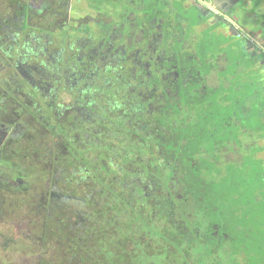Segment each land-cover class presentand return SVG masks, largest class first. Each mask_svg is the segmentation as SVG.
<instances>
[{
    "label": "flooded vegetation",
    "instance_id": "flooded-vegetation-1",
    "mask_svg": "<svg viewBox=\"0 0 264 264\" xmlns=\"http://www.w3.org/2000/svg\"><path fill=\"white\" fill-rule=\"evenodd\" d=\"M10 1L21 10L0 3V153L8 138L28 133L27 122L45 119V110L60 114L65 128L100 119L111 135L122 122L127 133L173 136L178 131L158 122L168 116L163 103L176 104L182 88L191 103L193 91L205 95L198 109L211 125L239 114L264 121V35L257 28L264 8L255 1L88 0L86 8L82 0ZM227 46L249 58L241 79L228 69L234 62ZM243 88L249 91L242 98L229 96ZM261 133L253 144L264 143ZM232 143L209 142L206 157L217 166L225 153L238 152ZM260 149L261 156L264 144Z\"/></svg>",
    "mask_w": 264,
    "mask_h": 264
},
{
    "label": "trees",
    "instance_id": "trees-1",
    "mask_svg": "<svg viewBox=\"0 0 264 264\" xmlns=\"http://www.w3.org/2000/svg\"><path fill=\"white\" fill-rule=\"evenodd\" d=\"M251 1L264 8V0L242 5ZM258 17L264 35V15ZM191 96L192 103L182 88L176 104L163 103L168 116L158 124L178 131L173 136H146L133 128L127 133L122 122L111 135V124L100 119L65 128L60 114L45 110V119L27 122L28 133L8 138L0 153L8 180L0 179V194L13 186L38 243L28 250L29 242H16V251L38 253L37 264H264L262 241L245 236L257 226V209L250 220L236 216L238 226L228 228L227 190L217 191L219 167L206 157L209 142L224 144L214 131L218 124L223 129V119L211 125L205 109H198L205 95L195 90ZM51 227L58 245L45 259ZM229 235L240 241H226Z\"/></svg>",
    "mask_w": 264,
    "mask_h": 264
},
{
    "label": "rangeland",
    "instance_id": "rangeland-1",
    "mask_svg": "<svg viewBox=\"0 0 264 264\" xmlns=\"http://www.w3.org/2000/svg\"><path fill=\"white\" fill-rule=\"evenodd\" d=\"M5 1V4H11L10 0ZM19 1L24 0H17V2ZM87 1L88 0L81 1L82 8L87 7ZM10 6L12 8L14 7V11L21 10L20 6ZM68 14L70 13L68 12ZM34 28L37 29L38 26ZM216 41L220 42L219 40ZM227 42L228 40H223L222 45H226ZM227 51L234 62L233 68L229 66L228 69H232L231 71H233L234 74H237L238 79H241L244 76L243 68L247 67L249 58L244 57L243 53H236L230 46H227ZM235 62H240V64L236 63L235 65ZM247 91H249L248 88L236 89L235 91L230 90L229 96H238V99H240L248 94L246 93ZM259 104V109H261L262 106H264V101ZM247 106L252 113H257L258 105L255 104L252 106L251 103H248ZM222 113L230 116V113ZM248 116L246 117L243 114H239L236 119H225L223 123H221L223 126L222 131L224 132H218L219 134L217 135L220 138H224V145L233 142V147L236 148L235 146L237 145L239 146V150L234 153H225L224 157L226 160L230 161L226 162V160L224 161L221 159L219 163L220 165L217 164L219 170L217 169L214 177L217 191L220 192V194H225L224 190H227L224 199L227 201L226 216L228 217V228L230 229L238 226L239 220L235 219L236 216V218L242 217L250 220V214L257 209V212L260 215L257 214L254 218V213L252 214V219L255 220V223L257 222V226L255 227V224H252L254 228L253 232L247 233L245 236L247 238H251L252 236L254 238L253 241L260 240L264 244V154L261 156L259 155V152L261 151L260 148L264 143L253 144V142H256L257 136L262 135L261 132L264 133V121H261L259 125H256ZM252 144L254 146L251 148ZM237 155H240V158L239 161L236 162L234 159L238 158ZM0 179L8 180L7 173L3 172L1 167ZM233 185H235V187L229 189ZM17 195L18 194L13 190L12 185H6L5 190L0 194L2 199L0 207L3 206L4 209L3 212H0V264H37L40 259L38 253L35 254L32 252L31 254H28L25 253L26 251L23 249H18V252L16 251V242H29L30 246L28 245V250H31V248L33 250L38 248L37 240L31 239V237H33V230L29 226L31 216L28 217L26 211L22 212L24 210V208H21L23 202H18V199L21 198H17ZM251 196H253L257 202H254ZM258 199L261 200L260 203H258L260 201ZM224 220L226 222V219ZM57 239L58 237L55 234V228L51 227L46 242L47 254L44 255L45 259L54 257L55 246L58 245ZM8 240L12 242H9ZM226 241H240V235H236L235 237L229 235ZM242 241H246V239ZM256 258L260 260V256Z\"/></svg>",
    "mask_w": 264,
    "mask_h": 264
}]
</instances>
